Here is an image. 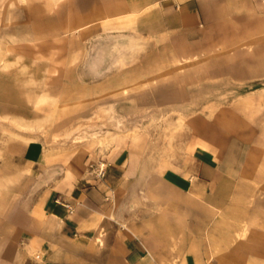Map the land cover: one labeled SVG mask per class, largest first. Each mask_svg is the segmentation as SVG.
I'll return each mask as SVG.
<instances>
[{
    "label": "crops",
    "instance_id": "1",
    "mask_svg": "<svg viewBox=\"0 0 264 264\" xmlns=\"http://www.w3.org/2000/svg\"><path fill=\"white\" fill-rule=\"evenodd\" d=\"M82 1L25 4L34 25L15 37L13 54L24 59L9 77L19 91L28 77L41 79L48 98L38 107L20 94L0 98V180L10 195L0 209V264H264V187L244 163L204 147L178 162L142 143L87 153L55 142L91 117L88 104L96 108V96L82 95L98 88L82 80L86 29L127 19L159 30L202 26L211 0ZM239 1L250 32L264 35V0ZM83 11L93 18L83 21ZM27 33L39 41L19 40ZM94 162L104 163L103 179Z\"/></svg>",
    "mask_w": 264,
    "mask_h": 264
},
{
    "label": "rangeland",
    "instance_id": "2",
    "mask_svg": "<svg viewBox=\"0 0 264 264\" xmlns=\"http://www.w3.org/2000/svg\"><path fill=\"white\" fill-rule=\"evenodd\" d=\"M240 4L211 0L204 7L210 22L197 27L159 30L127 19L86 29L82 80L98 88L83 87L82 95L96 96V108L88 104L91 117L73 122L55 142L87 153L142 143L178 162L200 147L220 150L264 187V35L250 32L255 23ZM30 10L21 0H0V43L34 25ZM88 14L83 21L93 18ZM16 56L23 61L10 54L0 63L1 99L20 94L14 72L9 77L2 67Z\"/></svg>",
    "mask_w": 264,
    "mask_h": 264
},
{
    "label": "bare ground",
    "instance_id": "3",
    "mask_svg": "<svg viewBox=\"0 0 264 264\" xmlns=\"http://www.w3.org/2000/svg\"><path fill=\"white\" fill-rule=\"evenodd\" d=\"M21 1L24 2V4L29 5V6L36 3V2H40L47 9V8H50V5H51L50 1H53V0H21ZM22 35H21L22 37L20 36L21 38L19 40H21L23 42H36V41H39V39H40V37L38 38V36L37 37H33L30 35L28 36V33H27V35H24V34H22ZM15 37L16 36H7L5 38V40L0 43V63L3 62L4 59H6L7 55L13 54V50L15 47L14 44L16 43ZM18 43H20V41ZM39 56H37V58ZM19 59H20L19 56H16L13 59V61H11V62L5 61L3 63L2 67L4 69L5 68L8 69L9 67H12L13 65L16 66V64H18L20 61ZM21 70H22V73H27V67H23ZM30 75H31V73L28 76H30ZM16 84H19V83H16ZM19 85H21V84H19ZM42 85H43V81L41 79H36V77L34 78L31 76L28 77L26 79V81L21 85L22 87L20 88V96H22L23 101L27 105L32 106V107H38L39 105H41L43 102H45L47 100L48 97H47V94L45 93V90L43 89L44 87H42ZM12 120L14 122L18 123L19 126H21V127H28L32 123H34L32 120L27 119L26 117H15V118H12ZM45 121H51V120L46 119ZM37 122H40V121L38 120ZM8 180L10 181L11 179H8ZM10 182L13 183L14 181L11 180ZM3 184L4 183L0 180V209L4 208L6 206L8 200L10 199V195L6 194L3 191L4 190Z\"/></svg>",
    "mask_w": 264,
    "mask_h": 264
},
{
    "label": "built area",
    "instance_id": "4",
    "mask_svg": "<svg viewBox=\"0 0 264 264\" xmlns=\"http://www.w3.org/2000/svg\"><path fill=\"white\" fill-rule=\"evenodd\" d=\"M89 169H90V171H92L94 173L96 178L103 179L105 177L106 170H105L104 163L96 162L94 164H91L89 166ZM64 206L67 210L72 211V208L68 204H66Z\"/></svg>",
    "mask_w": 264,
    "mask_h": 264
}]
</instances>
